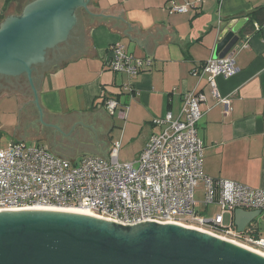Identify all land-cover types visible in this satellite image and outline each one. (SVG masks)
I'll return each mask as SVG.
<instances>
[{
    "label": "crops",
    "instance_id": "0c3cea01",
    "mask_svg": "<svg viewBox=\"0 0 264 264\" xmlns=\"http://www.w3.org/2000/svg\"><path fill=\"white\" fill-rule=\"evenodd\" d=\"M31 1L0 0V23ZM183 2L90 0L61 54L33 74L42 108L66 132L87 127L81 140L95 141L88 155L107 156L119 142V155L126 144L135 159L150 136L164 129L160 120L168 111L179 117L184 94L202 91L197 129L205 172L264 189V0H205L188 12H170L171 4ZM241 17L249 21L236 44L243 45L237 53L240 71L216 78L227 107L211 94L209 75L201 69L214 56L221 22ZM116 43L135 57L152 59L132 80L131 92L123 89L127 74L108 65ZM110 99L119 102L113 113Z\"/></svg>",
    "mask_w": 264,
    "mask_h": 264
},
{
    "label": "built area",
    "instance_id": "2783aa9c",
    "mask_svg": "<svg viewBox=\"0 0 264 264\" xmlns=\"http://www.w3.org/2000/svg\"><path fill=\"white\" fill-rule=\"evenodd\" d=\"M203 1L184 0L169 10L185 13ZM242 46L236 45L224 57L208 58L201 69V75H209L211 94L227 107L229 101L221 98L216 78L240 71L237 53ZM109 52V68L127 74L123 89L131 92L132 80L151 66L152 59L135 57L120 43L111 45ZM205 99L202 91L185 93L179 117L168 111L160 120L164 129L150 136L133 161L122 160L116 147L107 156L89 155L76 163L43 145L12 140L0 149V209H76L124 224L156 219L196 227L264 253V189L215 178L204 170L205 146L197 125ZM118 104L110 99L107 107L113 113ZM126 115L122 110L121 116ZM212 205L221 210L211 213ZM236 209L260 211L263 234H255L257 221L238 232L232 217ZM225 212L231 213L230 224Z\"/></svg>",
    "mask_w": 264,
    "mask_h": 264
},
{
    "label": "water",
    "instance_id": "95a60500",
    "mask_svg": "<svg viewBox=\"0 0 264 264\" xmlns=\"http://www.w3.org/2000/svg\"><path fill=\"white\" fill-rule=\"evenodd\" d=\"M90 0H32L0 23V74L26 73L39 102L33 67L48 48L66 40L76 10ZM248 17L224 20L214 57L240 41ZM40 109V108H39ZM41 111V110H40ZM260 211L236 209L238 232ZM0 264H264V253L196 227L146 219H113L55 208L0 209Z\"/></svg>",
    "mask_w": 264,
    "mask_h": 264
},
{
    "label": "rangeland",
    "instance_id": "374dc122",
    "mask_svg": "<svg viewBox=\"0 0 264 264\" xmlns=\"http://www.w3.org/2000/svg\"><path fill=\"white\" fill-rule=\"evenodd\" d=\"M80 13L78 10V15ZM6 91L4 92L6 94L0 91V149L8 147L12 140L20 139L27 146L41 144L58 156L75 159L76 163L80 162L83 156H89L88 151L91 145H95L93 143L95 141H82L85 140L82 134H86L84 132L87 131L86 126H78L72 133L55 125L53 122L55 118L43 110L40 100L38 104L34 100L33 89L28 83L21 82L17 84L16 89L9 88ZM116 144L118 147L119 142ZM126 147V144L121 147L120 158L124 161H133L135 154L126 150ZM198 196L201 197V194ZM198 207L202 208L201 204H198ZM220 210L219 206H210V212L213 214ZM224 216L226 223L230 224L231 213L225 212ZM254 221L262 225L260 217Z\"/></svg>",
    "mask_w": 264,
    "mask_h": 264
},
{
    "label": "flooded vegetation",
    "instance_id": "af4514ba",
    "mask_svg": "<svg viewBox=\"0 0 264 264\" xmlns=\"http://www.w3.org/2000/svg\"><path fill=\"white\" fill-rule=\"evenodd\" d=\"M82 9L83 8L80 7V8H78L76 10L77 20L80 19L79 18L80 14L78 15V10H79V13H80L82 11ZM72 30L70 31V34H69V36H68V38L66 40H64V41H62V42L56 44L55 46H53L51 48H48L46 50L44 61L39 62V63L34 65V67H33L34 78H35V76H37L38 72L45 70L44 68L47 66V64L50 63V61L52 59L56 58L59 54H61L62 49L66 46V44H68L71 41V39H72V37L74 35L73 34L74 30L73 31ZM21 82H23L25 84L29 83V80H28V77H27L26 73H22V74H19V75L0 74V91H2L3 94H6L4 92H7L6 91L7 89H9V88L16 89L17 88V84H20ZM3 96H6V95H3ZM251 225H252V222L250 224H248V226L246 227V230H248L251 227ZM259 227L263 228L262 225H260Z\"/></svg>",
    "mask_w": 264,
    "mask_h": 264
},
{
    "label": "trees",
    "instance_id": "16d2710c",
    "mask_svg": "<svg viewBox=\"0 0 264 264\" xmlns=\"http://www.w3.org/2000/svg\"><path fill=\"white\" fill-rule=\"evenodd\" d=\"M255 234H256L257 236L262 235V234H263V229L260 228V227H257V229H256V231H255Z\"/></svg>",
    "mask_w": 264,
    "mask_h": 264
},
{
    "label": "bare ground",
    "instance_id": "6f19581e",
    "mask_svg": "<svg viewBox=\"0 0 264 264\" xmlns=\"http://www.w3.org/2000/svg\"><path fill=\"white\" fill-rule=\"evenodd\" d=\"M64 210H71V211H78V212H85V213H89L87 211H83V210H76V209H64ZM249 247V246H248ZM252 248V247H250Z\"/></svg>",
    "mask_w": 264,
    "mask_h": 264
}]
</instances>
